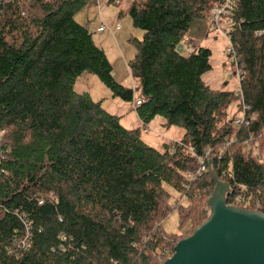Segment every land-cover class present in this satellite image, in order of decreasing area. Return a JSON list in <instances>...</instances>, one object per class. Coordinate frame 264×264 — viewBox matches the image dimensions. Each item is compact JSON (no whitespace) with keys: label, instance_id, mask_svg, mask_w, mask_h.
<instances>
[{"label":"trees","instance_id":"obj_1","mask_svg":"<svg viewBox=\"0 0 264 264\" xmlns=\"http://www.w3.org/2000/svg\"><path fill=\"white\" fill-rule=\"evenodd\" d=\"M224 1L132 0L127 11L143 35L130 39L128 67L143 101L142 126L128 129L74 89L87 72L113 97L135 96L75 18L90 0H0V264H162L178 235L162 226L169 213L178 212L180 231L208 219L214 176L187 178L205 151L229 184L226 204L264 214V0H236L231 16L243 103L204 81L209 48L177 51L193 22L209 21ZM233 103L247 124L229 117ZM156 116L184 129L182 144L158 150L142 139ZM253 144L257 153H246Z\"/></svg>","mask_w":264,"mask_h":264},{"label":"rangeland","instance_id":"obj_2","mask_svg":"<svg viewBox=\"0 0 264 264\" xmlns=\"http://www.w3.org/2000/svg\"><path fill=\"white\" fill-rule=\"evenodd\" d=\"M130 2L132 0H120V4L111 0H90L83 9L76 13L75 18L78 22L87 26L93 34L94 41L105 50L112 64L113 72L116 71L117 73V81L120 80L119 82L125 87L133 89L135 91L134 100H136L140 97L139 90H137L139 82L138 80L133 82L132 74L128 68V62L135 54V46L130 39L133 37L141 38L143 32L133 26L132 19L127 11L131 4ZM103 23L112 28L120 24V31L115 32L116 34H112L108 29L99 32L97 28ZM189 36H191L192 40L209 48L212 52L210 58L212 69L206 72L203 77L206 84L213 89L232 90L236 94H239L240 90L234 75L235 69L229 63L226 53V47L229 45V42L222 38L220 33L213 30L210 22L206 20L194 21L182 44L185 45L186 39ZM74 89L78 93L89 92L94 100H102L104 107L108 111L121 117V124L124 127L134 129L142 126V122L133 107L132 101L126 102L118 97H113L111 91L100 81L97 75L84 73L76 80ZM236 104L233 103L229 108V117L241 114V111L237 110ZM183 134L184 129L182 127H167L163 125V118L156 116L147 125L146 130L141 132V137L146 143L158 150H163L165 143L179 140ZM253 146L254 144L246 146L245 152L247 153L252 149L254 153H257L256 146ZM261 160L264 162V150L261 154ZM164 187L173 195L170 201L174 204L177 199L175 197L177 196V192L167 183H164ZM207 210H209V216L211 210L209 208ZM162 226L169 233L178 232V235L171 237L175 240V245L181 239L192 235L196 229V226H192L188 231H180L179 214L176 210L169 213L162 221Z\"/></svg>","mask_w":264,"mask_h":264},{"label":"water","instance_id":"obj_3","mask_svg":"<svg viewBox=\"0 0 264 264\" xmlns=\"http://www.w3.org/2000/svg\"><path fill=\"white\" fill-rule=\"evenodd\" d=\"M183 44L177 51L182 53ZM209 162H210V158ZM208 200L211 213L181 239L162 264H264V214L226 204L229 184L217 179Z\"/></svg>","mask_w":264,"mask_h":264},{"label":"built area","instance_id":"obj_4","mask_svg":"<svg viewBox=\"0 0 264 264\" xmlns=\"http://www.w3.org/2000/svg\"><path fill=\"white\" fill-rule=\"evenodd\" d=\"M115 3L120 4V0H111ZM236 5V0H225L223 3H221L218 6H213L208 11V19L209 22L213 28V30L220 33L221 37L226 39L229 42V45L226 47V53L228 55L229 63L234 67L235 72L234 75L237 80V84L240 90V99L243 103V97L241 92V80H242V71L240 69L239 65V56L238 53L234 47L233 41H232V30L235 25L234 21L231 19V16L233 14L234 7ZM120 24H117L114 28L107 26L106 24H102L99 28V32H103L106 29H108L112 34H114L116 31L120 29ZM258 34H262V31L258 32ZM199 48V45H197L194 41H188L186 44H183V50L182 52L186 55H190L194 53ZM143 100L141 98H138L134 101V106L137 107L141 104ZM247 119L245 116V107L243 108L241 115H239L235 123L237 125L247 124ZM233 140L228 141V144H231ZM173 143L182 144L180 141H173ZM188 148L190 152L193 154H196L193 147L188 145ZM210 158V162L209 159ZM198 159V168L196 173H188L187 178L188 179H194L196 176L201 175L204 171L210 170L211 165V154L210 151H205L204 154L197 155ZM42 202V201H41ZM178 204V200L174 203V205Z\"/></svg>","mask_w":264,"mask_h":264},{"label":"crops","instance_id":"obj_5","mask_svg":"<svg viewBox=\"0 0 264 264\" xmlns=\"http://www.w3.org/2000/svg\"><path fill=\"white\" fill-rule=\"evenodd\" d=\"M97 1H100V0H97ZM130 3H131V2H130ZM86 27H87V26H86ZM99 27H100V26H99ZM99 27H98V28H99ZM98 28H97V30H98ZM118 31H120V30H118ZM116 32H117V31H116ZM115 34H116V33H115ZM189 37H190V38H189ZM189 37L186 39V42H188V41H194V40L191 39V36H189ZM194 42H195L197 45L202 46V45H201L200 43H198L197 41H194ZM185 44H186V43H185ZM128 68H129V67H128ZM129 71H130V69H129ZM113 73H114V75H115L114 77L116 78V77H117V73H116V71H114ZM116 80H117V79H116ZM118 80H119V79H118ZM119 81H120V80H119ZM119 81H118V82H119ZM134 81L136 82V80L133 78V82H134ZM134 101H135V100H134ZM134 101H132V104H133L134 109L136 110V107L134 106ZM103 105H104V104H103ZM141 122H142V121H141ZM145 127L147 128V126H145ZM179 140H180V139H179ZM177 141H178V140H177Z\"/></svg>","mask_w":264,"mask_h":264}]
</instances>
